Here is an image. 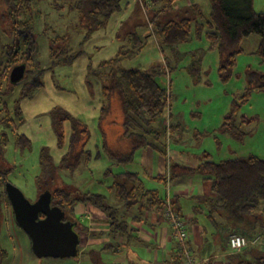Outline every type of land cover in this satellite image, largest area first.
Segmentation results:
<instances>
[{
    "label": "rangeland",
    "instance_id": "374dc122",
    "mask_svg": "<svg viewBox=\"0 0 264 264\" xmlns=\"http://www.w3.org/2000/svg\"><path fill=\"white\" fill-rule=\"evenodd\" d=\"M78 1L33 0L28 7L17 6L8 15L5 3L0 0V74L7 58V44L12 45L17 32L21 34L22 29L27 31V35L33 31L27 60L19 56L12 64H25L23 77L11 83L9 70L12 66L1 74L3 78L0 76V170L9 169L5 176L7 181L19 188L29 201H35L39 195L35 176L41 172L40 155L48 153L57 165L68 152L73 133L82 129H86L88 138L81 136L74 143L70 160L73 162L74 155L85 141L88 158L84 161L79 157L81 162L74 171L59 170L58 173L65 183L73 186V194L92 191L103 193L108 199L112 197L105 188L111 179L110 174L109 177L108 173L105 174L107 166H104L111 160H108L102 141L104 132L110 133V144L120 148L117 137L122 129L116 122H120L122 111L117 96L112 95L108 100L104 98L100 77L88 73V68L101 72L104 68L98 70V65L102 61L117 56L122 46H129L127 39L122 41L121 32L134 30L141 37L147 31L154 33L155 22H151V17L155 9L162 7L165 11L174 10L173 13L168 12L167 17L192 18L195 12L193 14L191 10L194 11L193 5H196L198 13L188 39L170 46L163 45L159 43L160 35L155 32L145 37L142 48L114 63L121 68L149 72L151 69L159 70L154 79L165 90L167 108L162 117L145 130H150V134L151 129L161 132L157 141L159 145L166 142V147L183 148L198 153L197 156L206 152L214 161L248 155L264 158V89H253L243 97L248 76L255 73L264 75V59L256 53L260 42L257 34L242 38V51L236 55L230 75L223 78L218 70V52L210 47L205 36L206 25L199 27V23L209 17V0H192L190 3L188 0H176L180 6H176L177 9L168 8L165 1H160L154 8L145 0H122L121 10L112 13L102 26L94 25L93 29L91 19L79 9ZM252 9L255 12L264 10V0H252ZM97 19L102 20L101 17ZM17 46L22 55L26 45H20L18 39ZM50 51L59 53V60L51 58ZM69 55L75 57L67 62L65 58ZM234 103L238 105L236 114H232ZM103 105H109L110 109L101 119ZM230 114L232 121L228 119ZM59 117L67 118L62 122L61 144L54 129ZM111 119L115 123L108 124ZM169 124H172V129L167 135L165 129ZM108 139L106 136V142ZM123 145L127 146L126 140ZM186 188L188 190L189 187ZM3 190L4 185L0 182V264H72L76 256L38 257L32 250L27 261V251L23 248L27 238L15 222L9 227L5 220L7 216L13 217ZM107 202L110 204L109 200ZM256 213L258 229L255 227L251 237L234 230L226 235V241L221 245L223 236L217 235L224 257L228 253H239L245 247L262 246L264 251L263 203ZM10 233L12 235L9 236ZM234 233L249 239L257 237V241L236 251L231 250L227 237ZM2 245L7 250V257Z\"/></svg>",
    "mask_w": 264,
    "mask_h": 264
},
{
    "label": "trees",
    "instance_id": "16d2710c",
    "mask_svg": "<svg viewBox=\"0 0 264 264\" xmlns=\"http://www.w3.org/2000/svg\"><path fill=\"white\" fill-rule=\"evenodd\" d=\"M32 1L33 0H3L7 7L8 15H11L12 12L17 9V6L28 7ZM121 1L122 0H79L78 3L79 9L83 10L86 17L91 19L93 29L94 25H96V27L102 26V23L104 21L106 22L112 13L120 11ZM145 1L151 3L154 8L158 6L157 4L160 1H165L167 7L172 9L170 3L176 0ZM209 1V17L199 23V27L201 26L202 28V26L206 25L205 36L209 41L210 47L216 48L218 52V70L222 77L226 78L230 75L235 64V57L242 51L240 43L245 36L257 34L260 37L256 53L264 59V10L255 12L252 9V0ZM193 7L195 10L191 11L193 14L195 12V16L192 18L187 16L180 18L167 17L166 14L173 13V11L167 9V11H165L164 7L154 10V15H152L153 18L151 17L152 20H150L153 23L155 22L154 33L156 32L160 35L159 43L170 46L172 44L185 42L188 39L191 26L196 20V15L198 13L196 5H193ZM199 16H201V13H199ZM97 17H101L102 20L99 21ZM160 18L164 19L160 21ZM21 29L22 28H18L17 30ZM21 32V34L17 32L18 36H15L17 39L14 38L12 45L7 44V58L1 69V74L7 72L9 67L18 60L19 56L27 60V52L31 49L33 43L31 37V32L33 31L28 32L29 35H27L25 29H22ZM154 33L152 31H147L146 34L141 37L142 35L137 34L134 30L127 31L123 34L122 41L127 39L129 46L124 48L121 43L122 47L119 49L117 56L110 60L102 61L98 65V70L104 68L101 72L96 73L94 68H88V73L91 75L97 74L100 77L99 79L102 81L101 92L104 98L108 100L112 95L117 96L122 111V133L117 137L120 148H114L111 144H108V142H106V137H103L102 141V146L106 155L115 164L130 162L134 150L146 146L166 155V142L162 145L157 144V141L160 139L159 133L161 132H155L151 129L152 134H150V130H145V128L157 119H160L164 110L167 108L165 90L154 79V75L157 74L159 70L156 72L151 69L149 72L147 70L121 68L114 65L115 62H119L122 58L132 55L142 48L145 37H149L150 34ZM87 35L88 33L84 38ZM18 39L20 45L21 43L26 45V49H24L22 55L19 53V48L17 46ZM54 41L55 40H53V42ZM65 52H67V50ZM50 55L51 58H58V60L61 56L54 51H50ZM74 57L75 55H69L66 56L65 60L69 62ZM1 74L0 76L3 78L4 76ZM253 89H264L263 74L255 73L248 76V82L244 89L243 97L247 96ZM233 105L232 114H236L238 105L235 103ZM108 109H110L109 105H103L101 107V119L104 118ZM228 119L232 121L231 114ZM64 120H67V118L64 119L59 117L54 123V129L57 132L59 144H61L63 140L62 122ZM112 122L115 123L114 120H112ZM171 129L172 124H169L167 129H165V133L168 135ZM84 135L88 138L86 129H82L78 133H73L70 144L67 147L69 150L60 158L57 165L51 161V157L48 153L45 152L40 155L41 172L35 176L36 188L39 193L45 190L50 192V204L52 206H58L64 211V220L71 221L74 204L83 202L90 203L101 211L106 212L109 224L119 227L123 223H120L122 219L115 216L117 208L107 202V198L103 193L84 191L73 194L71 190L73 186L65 183L58 173L59 170L74 171L81 162L79 157H83L84 161L88 158L89 152L84 149L87 142L85 141L82 144V148L74 155L73 162L70 160V156L72 155L71 150H73L75 145L74 143ZM24 140L26 143L27 139L24 138ZM125 140L127 146L123 145ZM7 171H9L8 168L0 170V182L3 185L8 182L5 177ZM106 173L113 174L110 169H107L105 174ZM191 173H198L202 180L211 182L212 195L203 196L201 204L206 208L204 216L208 224L212 227L210 230L212 236H223L220 238L223 240L221 245L225 243L226 235L234 230L245 232L251 237L255 227L258 229L255 219L257 209L262 203L264 204V158H260L256 155H248L214 161L209 158L208 153L204 152L195 168L169 161L167 173L157 175L155 179L166 183L169 178L189 175ZM106 188L111 190L118 203L128 204V202L136 201L142 208L155 210L163 214L167 197L160 195L157 189L144 188L141 179L135 172L125 171L113 174L112 183ZM3 191L8 201L5 189ZM174 203L171 202L172 206H174ZM173 209L179 213L180 216H183L176 206H174ZM195 209H198L199 213H203L202 205H198ZM261 247L262 246H257V248L245 247L239 253L225 254L226 257L223 262L224 264H234L236 259L235 264H264V251L261 250ZM176 249L179 251L177 246ZM179 253H175L177 255V260H174L173 264H179L181 262V255ZM205 264H212V262L208 261Z\"/></svg>",
    "mask_w": 264,
    "mask_h": 264
},
{
    "label": "crops",
    "instance_id": "0c3cea01",
    "mask_svg": "<svg viewBox=\"0 0 264 264\" xmlns=\"http://www.w3.org/2000/svg\"><path fill=\"white\" fill-rule=\"evenodd\" d=\"M191 1L188 0V3ZM176 6L180 7L177 1L170 3V7L177 9ZM126 32H121L122 39ZM111 120L108 124L113 123ZM121 121L122 118L116 124L121 125ZM109 134H105L107 139ZM108 144H110L109 139ZM197 155L198 153L177 147H167L166 155H163L146 146L134 150L133 157L128 163L115 164L111 160L104 166H107L106 169H110L113 174L125 171L135 172L144 188L157 189L160 195L169 197L173 203L175 202L174 206L183 215L182 217L186 215L189 248L198 264H205L208 261L213 264H224L223 260H220L225 258L221 250L222 246L216 240L217 236H212L208 226L210 224L204 216L206 208L201 204L203 196L212 195L211 182L202 180L198 173L169 178L166 183L155 179V176L167 173L169 161L195 168L202 157ZM113 174L110 173L111 182L107 186L112 183ZM107 175L109 177V174ZM186 187H189L188 190ZM107 190L112 196L110 199L106 197L107 200L117 208L115 216L125 222L120 220L123 224L119 227L110 225L107 213L96 206L83 202L74 204L71 221L79 234V242L78 252L72 264H173L174 260H177L175 253L179 251L176 249L174 230L163 214L142 208L136 201L128 202V204L118 203L111 190ZM198 205H202L203 213L195 209ZM9 217L7 216L5 220L10 227V223L15 221ZM20 230L27 238L23 248L27 251L28 261L31 254L30 241L27 234ZM2 249L6 250L3 245ZM5 252L7 257V250Z\"/></svg>",
    "mask_w": 264,
    "mask_h": 264
},
{
    "label": "water",
    "instance_id": "95a60500",
    "mask_svg": "<svg viewBox=\"0 0 264 264\" xmlns=\"http://www.w3.org/2000/svg\"><path fill=\"white\" fill-rule=\"evenodd\" d=\"M25 71V64L15 65L9 74V81H19ZM13 219L30 239L31 250L38 257H74L78 252L79 234L73 222L64 220L65 213L58 206H52L49 191L39 193L37 199L29 201L12 183L4 184ZM42 215V217H40Z\"/></svg>",
    "mask_w": 264,
    "mask_h": 264
},
{
    "label": "built area",
    "instance_id": "2783aa9c",
    "mask_svg": "<svg viewBox=\"0 0 264 264\" xmlns=\"http://www.w3.org/2000/svg\"><path fill=\"white\" fill-rule=\"evenodd\" d=\"M163 216L168 220L174 230L176 245L181 254L180 264H198L197 259L191 253L189 248V233L185 219L177 213L171 204L169 197L166 198V204L163 209ZM257 237L249 239L242 234H231L227 239V245L231 250H238L249 243H255Z\"/></svg>",
    "mask_w": 264,
    "mask_h": 264
},
{
    "label": "flooded vegetation",
    "instance_id": "af4514ba",
    "mask_svg": "<svg viewBox=\"0 0 264 264\" xmlns=\"http://www.w3.org/2000/svg\"><path fill=\"white\" fill-rule=\"evenodd\" d=\"M18 64H19V63H18ZM16 65H17V64H16ZM14 66H15V65H14ZM14 66H13V67H14ZM13 67H12V68H13ZM12 68H11V69H12ZM10 71H11V70H10ZM40 217H42V215H40Z\"/></svg>",
    "mask_w": 264,
    "mask_h": 264
},
{
    "label": "bare ground",
    "instance_id": "6f19581e",
    "mask_svg": "<svg viewBox=\"0 0 264 264\" xmlns=\"http://www.w3.org/2000/svg\"><path fill=\"white\" fill-rule=\"evenodd\" d=\"M28 236V235H27ZM29 238V237H28ZM29 241H30V239H29Z\"/></svg>",
    "mask_w": 264,
    "mask_h": 264
}]
</instances>
